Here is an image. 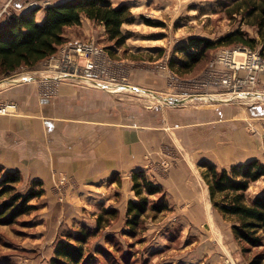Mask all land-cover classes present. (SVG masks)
<instances>
[{
	"label": "rangeland",
	"instance_id": "obj_1",
	"mask_svg": "<svg viewBox=\"0 0 264 264\" xmlns=\"http://www.w3.org/2000/svg\"><path fill=\"white\" fill-rule=\"evenodd\" d=\"M59 1L10 0L8 4H0V24L27 9L39 7L42 12L45 5ZM117 1L113 0V3ZM231 1H129L135 20L123 25L129 37L121 46L111 41L97 22L92 23L90 31L78 29L74 36L66 35V43L70 40L96 41L117 62L130 64L141 61L143 65L142 61H146L150 74L163 78L165 85L159 86H145L130 79L135 91L101 89L111 95L113 112L125 117L127 123L160 124L171 131V141L162 144L159 158L149 154L146 166L140 168L150 180L161 182L164 187V194L152 195L150 201L167 202L169 209L158 213L149 210L140 224L132 228L128 223L127 207L130 199H137L133 190L134 171L127 175L128 179L115 175L112 178L115 184L112 181L97 182L90 187L91 191L75 187L69 189L72 183L67 175H62L53 194L44 193L31 200L30 204H34L35 209L30 213L21 215L14 223H0V264H60L55 260L57 243L69 240L68 235L81 231L88 233L83 244L88 264H264V245L248 247L244 251L247 245L235 239L232 230L234 220L225 217L214 206L201 167L203 162L216 164L219 168L229 167L232 163H243L254 158L264 164V100L241 97L226 102L200 98L206 94L227 97V92L223 93L218 86L202 90L196 87L198 84H194L200 81L216 51L234 47L219 46L211 50L207 59L192 71H185L179 62L174 66L170 64L173 58H183L175 49L192 36L217 40L239 28L250 36H257L254 26L242 22L241 14H229ZM255 48L262 49V45L258 44ZM48 58L36 66L44 71L39 75L30 72L35 67L24 66L2 77L1 81L20 82L13 79L25 74V80L21 81H36L40 96L54 99L60 84L57 79H52L56 74L47 65ZM166 59L170 69L166 72H174L177 79L168 78L165 70H157L155 64ZM161 72L165 77L160 75ZM260 77L264 80V71ZM65 81L91 86L72 79ZM142 89L147 93L153 92L154 96L145 94ZM2 105L3 102L0 103ZM17 108L18 105H13L8 113L1 114L15 113ZM206 116L214 119L198 125L196 120L206 119ZM184 154L189 159L188 154L195 156L190 159L194 164H186L191 170L187 174V181L195 183V195L191 196L192 193L188 192L189 198L181 202L173 200L164 182L184 162ZM189 159L185 161L189 162ZM190 165L196 167V172L192 171ZM27 188L18 189L25 192ZM263 192L264 176L251 185L248 195L253 197ZM106 208L115 209L117 215H106ZM101 214L104 219L99 225L98 217ZM72 241L77 243L75 239ZM80 264H84V261Z\"/></svg>",
	"mask_w": 264,
	"mask_h": 264
},
{
	"label": "trees",
	"instance_id": "obj_2",
	"mask_svg": "<svg viewBox=\"0 0 264 264\" xmlns=\"http://www.w3.org/2000/svg\"><path fill=\"white\" fill-rule=\"evenodd\" d=\"M43 9L42 20H38L36 16L41 8H35L13 15L0 24V80L24 66L36 69L42 60L58 52L59 47L67 41V28L80 25L84 17L103 24L109 39L117 46L124 44L129 37L123 30V25L135 20L128 3L114 5L111 0H63L45 5ZM228 9L230 15L241 14L243 23L254 26L257 36H250L241 28L217 40L192 36L176 47L175 51L180 52L183 58H173L171 66L179 62L185 71H192L201 61L207 59L211 50H216L219 46L255 48L261 44L264 55V0H232ZM146 21L153 23L150 19ZM201 167L214 206L225 217L234 220L233 234L239 243L247 245L244 246V251L248 247L263 246L264 192L251 197L248 191L254 182L264 176V164L254 158L229 167L219 168L209 162L201 163ZM132 179L137 199L129 200L127 217L132 228H136L149 210L158 213L169 209V205L167 202L150 201V196L164 194V187L150 180L144 170L134 171ZM21 180L22 174L19 170H4L0 167L2 224L14 223L21 215L30 213L35 209L34 204H30L31 200L41 197L46 191L43 182L38 179L33 180L25 192L21 191L18 189ZM104 212L111 217L117 215L113 208H106ZM103 219L101 214L98 217L99 225ZM68 236L69 240L57 243L55 260L60 264H80L83 261L88 264L83 245L88 233L81 231Z\"/></svg>",
	"mask_w": 264,
	"mask_h": 264
},
{
	"label": "crops",
	"instance_id": "obj_3",
	"mask_svg": "<svg viewBox=\"0 0 264 264\" xmlns=\"http://www.w3.org/2000/svg\"><path fill=\"white\" fill-rule=\"evenodd\" d=\"M129 1L132 0H119L113 4ZM0 2L8 4L10 0ZM41 10L36 15L38 20L44 16V9ZM92 23L94 21L84 17L80 25L67 28V36H74L78 29L90 31ZM99 26L105 31L104 26ZM142 62L143 65L141 61L126 64L131 81L145 86L165 85L163 78L150 74L146 61ZM40 70L30 72L39 75L44 72ZM160 75L165 77L163 72ZM13 80L20 82L0 83V103L18 105L15 113H0V167L21 172L18 188L29 189L31 182L38 179L43 182L44 195H51L62 175L70 179L69 189L91 191L90 187L101 181L115 184L112 179L115 175L128 179L129 173L146 166L149 154L158 159L162 144L171 141L172 134L166 126L129 124L121 114L114 113L111 95L104 89L62 80L58 95L48 100L40 96L36 81ZM213 119L206 116V119L196 121L199 125ZM230 147L233 148V144ZM188 155L190 159L195 157ZM184 158L189 159L186 154ZM190 159L189 162L184 160L164 182L173 200L185 202L189 198L188 192L195 195V183L187 181L191 170L186 164H194ZM190 168L196 172L194 165Z\"/></svg>",
	"mask_w": 264,
	"mask_h": 264
},
{
	"label": "built area",
	"instance_id": "obj_4",
	"mask_svg": "<svg viewBox=\"0 0 264 264\" xmlns=\"http://www.w3.org/2000/svg\"><path fill=\"white\" fill-rule=\"evenodd\" d=\"M168 62L167 59L162 60L155 66L157 70H165L168 78L177 79L174 72H166L170 71ZM47 65L51 71L56 72L53 80L72 79L104 89L108 86H132L126 64L115 61L93 40L64 42L58 53L48 58ZM263 71L264 55L261 49L244 46L225 48L215 52L204 70L205 73L200 76V81H196L194 85L198 84L196 87L202 90L215 85L224 91L223 93L227 92V96L244 93L248 98L264 100V80L260 77ZM12 106H0V113H8Z\"/></svg>",
	"mask_w": 264,
	"mask_h": 264
},
{
	"label": "bare ground",
	"instance_id": "obj_5",
	"mask_svg": "<svg viewBox=\"0 0 264 264\" xmlns=\"http://www.w3.org/2000/svg\"><path fill=\"white\" fill-rule=\"evenodd\" d=\"M55 74H56V72H54ZM53 73V74H54ZM25 75V74H24ZM24 75H19V77H17V78H19V80H25V77H24ZM49 75H51V74H49ZM45 76H47V75H45ZM52 76V75H51ZM53 76H55L56 77V75H53ZM139 88V87H138ZM137 88V89H138ZM107 89L108 90H113V91H117V92H121V91H131V90H134L135 91V88L133 87V86H108L107 87ZM138 90H141V89H138ZM144 89H142V91H143ZM144 92V91H143ZM145 94H148V95H152V96H154V94H153V92L151 93H147V92H144ZM144 94V95H145ZM147 96V95H146ZM241 97H244V98H247L248 96H247V94H244V93H241V94H237V95H229V96H224V95H211V96H209V95H203V96H201L200 98H202V99H215V100H219V101H228V100H231V99H233V98H241ZM257 97V96H256ZM253 99V98H252ZM192 100H193V97H192ZM194 100H196V99H194ZM184 102V101H183ZM186 102V101H185ZM248 102V101H247ZM208 103V102H207ZM210 103V102H209ZM207 209V208H206ZM209 215V214H208ZM211 250V249H210ZM212 251V250H211ZM219 253V252H218ZM221 254V253H220ZM222 257V256H221ZM229 261V260H228Z\"/></svg>",
	"mask_w": 264,
	"mask_h": 264
},
{
	"label": "water",
	"instance_id": "obj_6",
	"mask_svg": "<svg viewBox=\"0 0 264 264\" xmlns=\"http://www.w3.org/2000/svg\"><path fill=\"white\" fill-rule=\"evenodd\" d=\"M35 8L37 9V8H39V7H35ZM35 8H32V9H35ZM1 82H3V81L0 80V83H1Z\"/></svg>",
	"mask_w": 264,
	"mask_h": 264
}]
</instances>
